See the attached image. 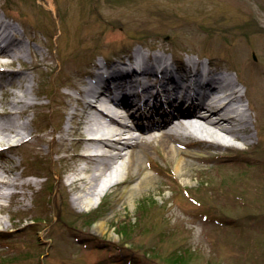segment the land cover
Wrapping results in <instances>:
<instances>
[{"label":"rangeland","instance_id":"rangeland-1","mask_svg":"<svg viewBox=\"0 0 264 264\" xmlns=\"http://www.w3.org/2000/svg\"><path fill=\"white\" fill-rule=\"evenodd\" d=\"M53 1L55 9L49 0H0L23 38L36 34L31 50L50 56L48 64L28 72L35 75L36 100L45 105L28 112L37 114L41 133L67 135L58 128H67L79 107L72 96H80L78 88L89 81L91 60L100 63L112 52L117 54L111 59L124 57L123 49L167 46L174 39L177 47L205 51L227 69L240 49L248 62L264 64V0ZM25 60L33 61L31 51ZM257 129L259 141L236 151L257 157L256 164L228 166L223 156L196 160L189 166L201 169L191 176L176 170L165 152L147 146L145 165L155 178L133 197L124 189L134 168L122 185L79 203L58 187V177L71 174L76 162L44 161L50 179L27 175L37 190L24 188L22 206L11 202L0 211V264H264V135ZM50 146L43 144L45 150ZM12 155L15 161L21 157ZM101 220L108 222L105 231L98 230ZM173 253L176 263L168 259Z\"/></svg>","mask_w":264,"mask_h":264},{"label":"bare ground","instance_id":"bare-ground-1","mask_svg":"<svg viewBox=\"0 0 264 264\" xmlns=\"http://www.w3.org/2000/svg\"><path fill=\"white\" fill-rule=\"evenodd\" d=\"M49 1L55 9L54 1ZM5 16L7 12L0 7V211L11 202L22 206L19 195L24 188L37 190L36 181L27 175L50 179L51 168L41 167L50 159L76 162L71 174L58 177V187L73 192L79 203L122 185L133 168L136 175L125 194L133 197L153 183L155 175L144 160L147 146L165 152L167 161L174 159L176 170L186 176L201 169L189 166L196 160L223 156L222 163L228 166L259 161L236 152L259 141L257 127L264 135V64L248 62L244 49L238 51L239 57L229 69L207 52L184 50L175 62L169 48L155 44L140 45L131 52L130 61L119 57L110 68L104 60L94 63L99 68L97 78L78 88L80 96H72V100L79 107L73 111L70 125L58 128L67 135L55 136L53 130L40 132L37 114L28 116L30 109L39 113L45 106L36 100L35 75L28 72L48 64L50 56L31 50L30 41L36 34L29 31L23 38V32ZM28 51L33 61L25 60ZM58 66L63 67L59 61ZM67 66L66 61L64 68ZM69 137L73 148L68 146ZM47 142L51 146L45 150ZM13 153L21 155L18 161ZM52 187V183L47 185ZM107 226L104 220L97 223L100 231Z\"/></svg>","mask_w":264,"mask_h":264},{"label":"trees","instance_id":"trees-1","mask_svg":"<svg viewBox=\"0 0 264 264\" xmlns=\"http://www.w3.org/2000/svg\"><path fill=\"white\" fill-rule=\"evenodd\" d=\"M208 31H210L208 29ZM218 32H221V31H218ZM147 38V35L143 36L142 38L140 39H146ZM176 255V253H173L171 257H169L168 259L171 260L172 262L176 263L177 262V257H174Z\"/></svg>","mask_w":264,"mask_h":264}]
</instances>
